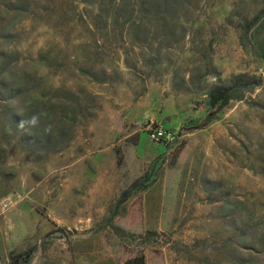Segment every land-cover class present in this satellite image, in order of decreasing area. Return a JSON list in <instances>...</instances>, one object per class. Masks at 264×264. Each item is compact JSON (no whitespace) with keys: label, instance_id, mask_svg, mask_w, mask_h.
Here are the masks:
<instances>
[{"label":"rangeland","instance_id":"1","mask_svg":"<svg viewBox=\"0 0 264 264\" xmlns=\"http://www.w3.org/2000/svg\"><path fill=\"white\" fill-rule=\"evenodd\" d=\"M137 257L264 264V0H0V264Z\"/></svg>","mask_w":264,"mask_h":264},{"label":"trees","instance_id":"2","mask_svg":"<svg viewBox=\"0 0 264 264\" xmlns=\"http://www.w3.org/2000/svg\"><path fill=\"white\" fill-rule=\"evenodd\" d=\"M252 85L246 77L241 75L232 77L227 84L225 85H216L213 86L210 90H208L207 97V105L209 108L213 109V111H218L223 106H225L228 101L232 99V91L234 89H247ZM138 180L131 182L127 188L119 194L117 199V203L121 202L125 199L127 194L134 190L137 185ZM30 255V250L23 253L24 261H27ZM11 259V258H9ZM122 264H142V258L137 257L131 261L125 260Z\"/></svg>","mask_w":264,"mask_h":264},{"label":"built area","instance_id":"3","mask_svg":"<svg viewBox=\"0 0 264 264\" xmlns=\"http://www.w3.org/2000/svg\"><path fill=\"white\" fill-rule=\"evenodd\" d=\"M146 136L150 142H154V143L166 144L171 140L170 133H167L160 128H154L152 130H148Z\"/></svg>","mask_w":264,"mask_h":264}]
</instances>
